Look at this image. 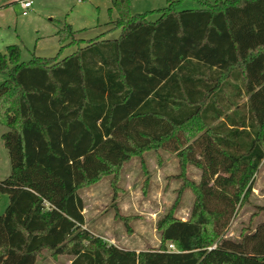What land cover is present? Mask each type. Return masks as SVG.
I'll list each match as a JSON object with an SVG mask.
<instances>
[{"label": "trees", "instance_id": "trees-1", "mask_svg": "<svg viewBox=\"0 0 264 264\" xmlns=\"http://www.w3.org/2000/svg\"><path fill=\"white\" fill-rule=\"evenodd\" d=\"M111 1L116 40L98 37L62 60L23 62L17 45L0 53L1 139L21 181L0 182V264L45 253L71 264H264V222L252 226L264 206L240 241L225 236L264 162V0H198L201 9L180 12L167 0L154 22L130 0ZM76 33L64 25L62 48ZM161 150L177 156L183 183L158 222L159 248L122 249L85 229L80 192L111 177L117 193L125 164ZM188 189L183 221L174 211Z\"/></svg>", "mask_w": 264, "mask_h": 264}, {"label": "rangeland", "instance_id": "rangeland-1", "mask_svg": "<svg viewBox=\"0 0 264 264\" xmlns=\"http://www.w3.org/2000/svg\"><path fill=\"white\" fill-rule=\"evenodd\" d=\"M24 0H0V53L17 45L21 49V60L29 62L34 57L58 58L62 60L74 54L88 42L102 37L116 40L121 30L109 31L107 25L117 18L115 11L110 13L111 0H33V11L29 17L23 16L21 2ZM133 14H148L152 22L159 18L157 10L168 7L167 0H130ZM176 11L198 10L202 8L198 0H176ZM212 4L226 0H208ZM34 12V14H32ZM32 14V15H31ZM34 16V17H32ZM69 24L77 32L79 43L61 44L59 32ZM4 78H0V83ZM7 128L0 126V182L7 185H21L18 178L12 177L8 151L1 139ZM180 163L177 156L165 150L158 154L147 153L143 158H134L125 164L119 190L115 193L112 178L106 177L97 184L80 192L84 202V228L94 236L102 237L119 248L136 252L155 250L160 246L158 222L171 212L178 197L182 181ZM187 177L199 183L201 171L188 166ZM53 194H47L46 199ZM195 197L190 189L183 192L174 216L187 221L191 216ZM9 198L0 193V213L8 206ZM116 205V206H115ZM264 206V162L255 176L254 190L226 230L225 236L232 241H240L243 229L247 228L258 207ZM129 218L126 222L116 217ZM253 225L264 222L260 213ZM37 264H71V257H53L48 253Z\"/></svg>", "mask_w": 264, "mask_h": 264}, {"label": "built area", "instance_id": "built-area-1", "mask_svg": "<svg viewBox=\"0 0 264 264\" xmlns=\"http://www.w3.org/2000/svg\"><path fill=\"white\" fill-rule=\"evenodd\" d=\"M83 0H79V2H81ZM34 4V1L33 0H24L22 2V7H23V16H27L29 14V11L30 9L32 8ZM169 249L172 250V251H176L175 247L173 245H170L169 246Z\"/></svg>", "mask_w": 264, "mask_h": 264}, {"label": "crops", "instance_id": "crops-1", "mask_svg": "<svg viewBox=\"0 0 264 264\" xmlns=\"http://www.w3.org/2000/svg\"><path fill=\"white\" fill-rule=\"evenodd\" d=\"M22 2H23V1H22ZM22 2H21V5H20V6H21V9H22V11H23L24 9H23V7H22ZM33 7H34V4H33L32 8H31V11H33ZM32 14H34V12H33ZM32 14H31V15H32ZM25 17H29V15H27V16H25ZM32 17H34V16H32ZM253 190H254V189H253Z\"/></svg>", "mask_w": 264, "mask_h": 264}]
</instances>
